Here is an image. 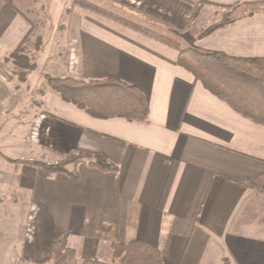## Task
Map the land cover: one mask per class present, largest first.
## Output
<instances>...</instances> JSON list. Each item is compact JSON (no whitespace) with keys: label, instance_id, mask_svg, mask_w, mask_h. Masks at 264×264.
<instances>
[{"label":"crops","instance_id":"obj_1","mask_svg":"<svg viewBox=\"0 0 264 264\" xmlns=\"http://www.w3.org/2000/svg\"><path fill=\"white\" fill-rule=\"evenodd\" d=\"M258 1L40 0L43 45L19 83L7 58L31 23L0 0V264H51L63 238L78 260L110 263L112 244L143 241L164 264H264V191L249 186L264 187V125L178 64L188 46L264 58ZM225 15L234 20L202 35ZM47 76L118 77L143 90L149 116L95 118ZM74 150L101 153L118 171L80 163L72 180L29 163Z\"/></svg>","mask_w":264,"mask_h":264},{"label":"trees","instance_id":"obj_2","mask_svg":"<svg viewBox=\"0 0 264 264\" xmlns=\"http://www.w3.org/2000/svg\"><path fill=\"white\" fill-rule=\"evenodd\" d=\"M4 1L14 7L10 0ZM255 3L264 4L260 1ZM203 5L204 2L193 4L192 21L198 17ZM233 20V17L225 16L202 35L210 34ZM26 41L27 38L9 58L19 67L21 72L18 76L22 82L36 68L34 61L24 54ZM178 64L242 116L264 125V58L234 57L224 52H203L187 48L180 52ZM46 86L58 93L64 101L95 118L124 117L146 120L150 113L148 99L143 90L115 76L89 81L47 76ZM59 158L61 161L56 164L31 163L50 173L66 174L72 180L79 179L77 166L80 163H87L103 172L118 171L115 163L97 152L74 150L59 154ZM249 186L264 191V187L253 184ZM111 249L113 254L110 263L97 259L78 260L76 252L68 246L67 238H63L54 245L48 261L51 264H164V258L158 249L143 241L114 243Z\"/></svg>","mask_w":264,"mask_h":264},{"label":"rangeland","instance_id":"obj_3","mask_svg":"<svg viewBox=\"0 0 264 264\" xmlns=\"http://www.w3.org/2000/svg\"><path fill=\"white\" fill-rule=\"evenodd\" d=\"M10 1L12 2V4H14L15 8L13 6H11V5L10 6L13 7L21 16H23L25 19H27L31 23V30L24 37V39L27 38L24 54H25L26 57L30 58L31 61H34L37 52L42 48V45H43L42 44L43 43V30H44L45 26L48 23V18H47L46 12H45L44 5L40 2V0H10ZM102 1L103 0H96V3H98L100 6H102V3H103ZM122 1H124V0H122ZM105 2H106V0H105ZM105 4H109L110 5V3H105ZM120 6H121L120 10H124L122 8H124L125 6L124 5H120ZM203 8H204V5L201 7V10ZM127 9L129 10L130 13L131 12H135L132 8L131 9L127 8ZM115 12L118 13V11H115ZM69 13H70V11H66V14H65V16L62 19L60 27H66L67 25H69V23H70V14ZM225 16H229V15H225ZM220 21H218V22H220ZM217 23H215V24H217ZM23 40H22V42H23ZM187 48H192L194 50H198V49H196L194 47L188 46L186 48H182L180 50V52L182 50L187 49ZM10 56L7 58V65H8V67L10 69H12L14 71V74L16 75L19 83H22V81L19 80L20 78L18 76L21 71H20L18 66L13 64L11 59L9 60ZM28 74H30V73H28ZM27 77H28V75H27ZM48 88L51 89L50 87H48ZM59 161H61V158L57 157L53 162H39V161L37 162L36 161V163L56 164ZM86 161H88V160H86ZM32 162H35V161H32ZM29 163H31V162H29ZM70 166H72V165H70ZM69 168H71V167H69Z\"/></svg>","mask_w":264,"mask_h":264}]
</instances>
